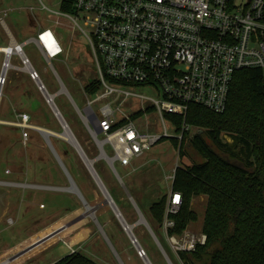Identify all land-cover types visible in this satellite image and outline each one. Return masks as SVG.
Listing matches in <instances>:
<instances>
[{"label": "rangeland", "instance_id": "rangeland-1", "mask_svg": "<svg viewBox=\"0 0 264 264\" xmlns=\"http://www.w3.org/2000/svg\"><path fill=\"white\" fill-rule=\"evenodd\" d=\"M41 1L51 10L60 9L61 0H0V46H8L11 37L24 43L26 56L39 72L47 92L54 96L63 118L55 114L38 88V82L20 69L21 58L13 56L14 67L7 72L0 102V263L13 257L6 264H49L68 255L72 247L109 264H144L110 205L103 204L98 183L76 146L60 136L64 131L63 122L68 124L85 156L93 162V168L130 224L140 219V212L148 217L153 201L169 196L172 179L167 176L174 173L175 167L200 163L204 158L190 144V139L164 138L141 157L133 159L129 166L114 163L123 178L122 184L109 162L97 158L94 141L77 109V106L83 108L87 101L86 85L97 77L90 45L78 29L73 32L63 21L56 30L65 51L53 60V69L33 40L39 29L53 26L57 19L54 13L42 8ZM3 59L0 53V71ZM16 110L29 114L31 128L4 123L15 118ZM153 119L154 116L150 118ZM198 129L193 127L191 132L195 135ZM42 130L54 133L47 137L64 168ZM224 138L232 142L229 137ZM105 149L111 154L108 146ZM75 186L78 193L74 192ZM206 201L204 195L193 197L191 207L198 218L188 224L189 228H201ZM86 204L96 212L83 214ZM76 211H80V215ZM78 216L85 222L75 227ZM150 227L173 263L181 264L161 226L151 222ZM151 230L145 223H137L133 228L150 261L167 264ZM81 232H86L88 242L80 245L74 238ZM92 237L94 239L89 240ZM86 239L83 237L84 241Z\"/></svg>", "mask_w": 264, "mask_h": 264}, {"label": "built area", "instance_id": "built-area-1", "mask_svg": "<svg viewBox=\"0 0 264 264\" xmlns=\"http://www.w3.org/2000/svg\"><path fill=\"white\" fill-rule=\"evenodd\" d=\"M62 2L59 10H51L41 1L42 8L57 19L53 26L39 29L33 40L54 69L53 60L65 51L56 27L64 21L69 29H78L87 39L98 89L85 92L88 96L83 108L76 106L94 141L97 158L109 162L122 184L115 162L129 166L164 138H192L193 126L186 121L190 104L221 113L226 108L234 74L243 69H264V0H72L71 12L62 10ZM49 31L62 49L55 55L41 39ZM12 42L16 51H0L4 55L0 102L15 55L21 58L20 69L39 82L41 91L47 90L23 50L24 43L14 37L9 45ZM46 100L54 103V96L48 93ZM174 117H181V124ZM28 122L29 114L17 111L14 119L4 121L22 129L31 128ZM106 146L111 154L106 152ZM167 179L173 181L174 173ZM108 196L116 203L109 192ZM181 204V192L171 188L160 226L177 260L186 264L183 255L196 252L208 237L201 228L194 230L188 225L181 233L172 231L176 227L174 215ZM114 213L137 256L144 264H153L133 232L137 223L146 224L141 213L133 224L126 221L119 208ZM151 232L167 264H174ZM74 251L71 247L70 253Z\"/></svg>", "mask_w": 264, "mask_h": 264}, {"label": "trees", "instance_id": "trees-1", "mask_svg": "<svg viewBox=\"0 0 264 264\" xmlns=\"http://www.w3.org/2000/svg\"><path fill=\"white\" fill-rule=\"evenodd\" d=\"M61 8L71 12L72 0H63ZM97 89L92 80L84 90ZM174 118L181 124V117ZM186 121L199 128L190 144L204 161L175 167L171 188L181 192L182 204L172 231L181 233L197 220L191 201L204 195L201 230L208 237L196 252L183 255L186 264H264V69L237 71L223 112L190 104ZM167 198L163 195L150 205L158 225ZM53 264L100 263L76 250Z\"/></svg>", "mask_w": 264, "mask_h": 264}, {"label": "bare ground", "instance_id": "bare-ground-1", "mask_svg": "<svg viewBox=\"0 0 264 264\" xmlns=\"http://www.w3.org/2000/svg\"><path fill=\"white\" fill-rule=\"evenodd\" d=\"M60 21H62V20H60ZM15 46H16V44L14 43V42H12L9 46H0V51H6V52H8V53H10V52H14V51H16V48H15ZM43 91V93H45V94H47L48 95V92H47V90H45V89H43L42 90ZM51 97H53V95H51ZM51 104H52V102H51ZM53 107L55 108L56 107V105L54 106L53 105ZM58 110V109H57ZM63 124H64V122H63ZM64 131L62 132V133H60V136H62L64 139H66L67 141H69V142H71L74 146H76V141H75V137H74V135L72 134V132H71V130H70V128L66 125V124H64ZM46 132H48V134H49V132H50V134H54V133H52L50 130H46ZM46 140H47V142L50 140L48 137H46ZM85 164L86 165H88V167H90V166H93L92 164H93V162L91 161V160H86V158H85ZM91 170V169H90ZM99 183V186H100V188L103 190V192L105 193V197H104V201L105 200H110V198H109V196H108V194L106 195V191H105V187L102 185V183H100V182H98ZM97 204V203H96ZM103 204H104V202H103ZM86 206H87V208H86V210L88 211V213H92L93 214V210H95V208H93V207H91L90 205H88V204H86ZM101 206V205H100ZM99 206V207H100ZM96 212V211H95Z\"/></svg>", "mask_w": 264, "mask_h": 264}, {"label": "crops", "instance_id": "crops-1", "mask_svg": "<svg viewBox=\"0 0 264 264\" xmlns=\"http://www.w3.org/2000/svg\"><path fill=\"white\" fill-rule=\"evenodd\" d=\"M62 90H64V88L62 89ZM17 111V110H16ZM43 131V133L45 134V136L47 137V136H49V134H50V132H49V134H48V132H46V130L44 131V130H42ZM48 131V130H47ZM72 184L74 183V182H71ZM75 188H76V190H74V192L75 193H78V189H77V187L75 186ZM119 208V207H118ZM138 209V208H137ZM138 211H139V209H138ZM80 211H76L75 213L78 215H80V213H79ZM140 212V211H139ZM141 213V212H140ZM83 214H89V215H92V213L90 212V213H88V211L87 210H85V212L83 213ZM83 214H81L82 216H83ZM76 215V216H77ZM141 215L143 216V218L145 219V222H146V224H147V227L149 226L150 227V223L151 222H153V223H155V221H154V219L152 218V215H151V211H150V206H149V209H148V217H146V216H144V214L143 213H141ZM77 218H80V219H78V220H76L75 222V224H74V226L75 227H77L78 225H80V224H82L83 222H85V219H81V216H78ZM78 221V222H77ZM151 221V222H150ZM159 226V225H158ZM66 229V227H63L62 229ZM61 229V230H62ZM150 229H151V227H150ZM82 234L81 235H78V236H76V238H74V242L77 240V242L76 243H80V245L82 244V243H84V242H88V239H86L87 238V234H86V232H81ZM88 233V232H87ZM90 236V235H89ZM83 237L86 239L85 241L83 240ZM94 238L92 237V239H89V240H93ZM90 243L92 242V241H89ZM78 243V244H79ZM80 245H78V246H80ZM11 258V257H10ZM9 258V259H10ZM17 258V257H16ZM9 259H7V260H9ZM92 259H94V258H92ZM6 260V261H7ZM13 260H15V259H13ZM96 262H98V263H100V264H109V263H106L105 261H103L102 259H94ZM3 262H5V261H3ZM55 262V261H54ZM54 262H51V263H49V264H53ZM8 263H9V261H8ZM1 264V263H0Z\"/></svg>", "mask_w": 264, "mask_h": 264}, {"label": "water", "instance_id": "water-1", "mask_svg": "<svg viewBox=\"0 0 264 264\" xmlns=\"http://www.w3.org/2000/svg\"><path fill=\"white\" fill-rule=\"evenodd\" d=\"M38 83H39V82H38ZM44 95H45V97H46V99H47V98H48V95L45 94V93H44ZM48 103H49V102H48ZM49 104H50V106L52 107V109H53V111L55 112V114H56L57 116H60V117L62 118L60 111L57 110V107H55V108L53 107V105L55 106V104H54V103H52V104L49 103ZM62 119H63V118H62ZM63 121H64V120H63ZM64 124H66L65 121H64ZM66 125H67V124H66ZM75 141H76V139H75ZM48 144H49V146L51 147V149L53 150V152H54L55 156L57 157L59 163H60L61 166H63V168H64V165H63L62 161L60 160V158L58 157V155H57V153L55 152V150L53 149L50 140L48 141ZM76 148H77V150L79 151L80 155L82 156V159H83L84 162H85V158H86V160H89V159L85 156V154H84L82 148L80 147V145L78 144L77 141H76ZM87 167H88V165H87ZM88 169H89V170L91 169L90 172H91L92 175L94 176V178H95V180L97 181V183H98V182L101 183V181H100V179H99V177H98V175H97V172L95 171V169L93 168V166L88 167ZM65 170H66V169H65ZM104 189H105V188H104ZM105 191H106V189H105ZM107 194H108V192L106 191V195H107ZM129 197L132 198L130 194H129ZM109 198H110V197H109ZM104 204H109V205L113 208L114 211L118 212V207H117L116 203H114L111 199H110V201H109V200H105V201H104ZM94 211H95V210H93V213H94ZM85 215L87 216V215H89V214H85Z\"/></svg>", "mask_w": 264, "mask_h": 264}, {"label": "clouds", "instance_id": "clouds-1", "mask_svg": "<svg viewBox=\"0 0 264 264\" xmlns=\"http://www.w3.org/2000/svg\"><path fill=\"white\" fill-rule=\"evenodd\" d=\"M41 39L45 41L48 49L51 51L53 55L59 53L62 51L61 47L59 46L58 43L55 42L53 34L49 31L46 32ZM54 42V43H53Z\"/></svg>", "mask_w": 264, "mask_h": 264}, {"label": "snow or ice", "instance_id": "snow-or-ice-1", "mask_svg": "<svg viewBox=\"0 0 264 264\" xmlns=\"http://www.w3.org/2000/svg\"><path fill=\"white\" fill-rule=\"evenodd\" d=\"M53 43H54V42H53ZM176 199H177V201H178V200H179V197H177Z\"/></svg>", "mask_w": 264, "mask_h": 264}]
</instances>
